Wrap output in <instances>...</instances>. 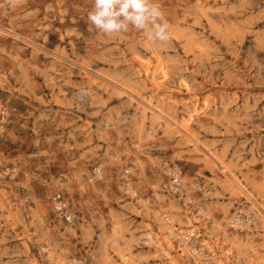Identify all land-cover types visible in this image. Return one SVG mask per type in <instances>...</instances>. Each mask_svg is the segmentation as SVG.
Segmentation results:
<instances>
[{
  "label": "rangeland",
  "instance_id": "1",
  "mask_svg": "<svg viewBox=\"0 0 264 264\" xmlns=\"http://www.w3.org/2000/svg\"><path fill=\"white\" fill-rule=\"evenodd\" d=\"M157 2L168 41L0 0V264H264V0Z\"/></svg>",
  "mask_w": 264,
  "mask_h": 264
},
{
  "label": "clouds",
  "instance_id": "2",
  "mask_svg": "<svg viewBox=\"0 0 264 264\" xmlns=\"http://www.w3.org/2000/svg\"><path fill=\"white\" fill-rule=\"evenodd\" d=\"M157 0H94L88 21L96 30L113 37L130 27L146 33L149 41L171 39L169 24L163 21Z\"/></svg>",
  "mask_w": 264,
  "mask_h": 264
},
{
  "label": "built area",
  "instance_id": "3",
  "mask_svg": "<svg viewBox=\"0 0 264 264\" xmlns=\"http://www.w3.org/2000/svg\"><path fill=\"white\" fill-rule=\"evenodd\" d=\"M5 118V108L0 105V121H3ZM171 180H172V185L175 189H178L180 185V173L181 169L178 168L177 166L171 167ZM1 174L6 175V176H14V170L12 167L9 165H5L1 169ZM52 201L54 204V209L55 211L62 217H64L66 220L71 221L73 219L72 212L69 210L68 207V202L66 198L60 193L57 192L52 196ZM237 219L239 222H252L255 220V217L252 215V213L249 212V214H238ZM4 225L3 219L0 216V228Z\"/></svg>",
  "mask_w": 264,
  "mask_h": 264
},
{
  "label": "bare ground",
  "instance_id": "4",
  "mask_svg": "<svg viewBox=\"0 0 264 264\" xmlns=\"http://www.w3.org/2000/svg\"><path fill=\"white\" fill-rule=\"evenodd\" d=\"M154 70V69H153ZM201 209V208H200ZM204 215V214H203ZM167 216V215H166ZM160 217H161V215H160ZM233 221H234V223H237V222H239V220L237 219V216H235L234 218H233ZM164 223V222H163ZM163 223H161V224H163ZM166 223V222H165ZM240 223V222H239ZM241 224V223H240ZM166 228H167V232H165V233H167V234H171V232L174 234V236L176 235V237H175V245L176 246H179V250L180 251H183V250H185V247H187L194 255V258H196L198 255H196L197 253H194V252H196L195 251V248L193 247V245H191L190 243H189V240L191 239V237H190V235H194L195 234V231L193 230V229H191V230H189V232L188 233H183L182 232V229H179L180 227H178L174 222H169V223H167L166 225L165 224H163ZM193 228V227H192ZM164 233V232H163ZM164 233V234H165ZM163 235V234H162ZM145 236H147V239H148V241L149 242H151L152 241V235H151V233L150 232H146V235ZM159 236V235H158ZM167 237H168V235H167ZM170 237V236H169ZM226 235H223V234H221V238H222V249H224V251H230L231 250V248H230V246H229V244L228 243H226V241H225V239H226ZM211 238H213V236H211ZM229 239H230V237H229ZM228 239V240H229ZM165 241V240H164ZM213 241H215L214 239H213ZM174 244V243H173ZM118 249V248H117ZM201 250V249H200ZM123 251V250H122ZM122 251H120V254L122 255V256H124L125 254L122 252ZM186 252V251H185ZM203 252V251H202ZM204 253V252H203ZM202 254V253H201ZM120 255V256H121ZM207 257V256H206ZM124 258V257H123ZM191 258V257H190ZM198 258H200V256L198 257ZM204 262V261H203ZM205 264H207V262L205 261Z\"/></svg>",
  "mask_w": 264,
  "mask_h": 264
}]
</instances>
